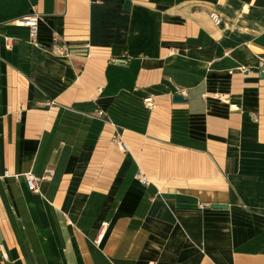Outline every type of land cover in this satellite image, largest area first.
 I'll use <instances>...</instances> for the list:
<instances>
[{
  "label": "crops",
  "instance_id": "0c3cea01",
  "mask_svg": "<svg viewBox=\"0 0 264 264\" xmlns=\"http://www.w3.org/2000/svg\"><path fill=\"white\" fill-rule=\"evenodd\" d=\"M125 1L0 0V264H264V0Z\"/></svg>",
  "mask_w": 264,
  "mask_h": 264
},
{
  "label": "built area",
  "instance_id": "2783aa9c",
  "mask_svg": "<svg viewBox=\"0 0 264 264\" xmlns=\"http://www.w3.org/2000/svg\"><path fill=\"white\" fill-rule=\"evenodd\" d=\"M211 17L213 19V21L216 23V24H219L220 23V16L218 13L216 12H212L211 13ZM16 23L18 25H21V26H25L28 28L29 30V41L30 43L36 45V46H41V42H40V39H39V36H38V27H39V16L38 14L36 13H31V14H28L26 16H23L21 18H18L15 20ZM52 51L55 53V54H59V55H64L67 51V48L62 45V44H59L57 43L56 39H54L53 41V45H52ZM262 67L264 69V61L262 62ZM144 102L145 104L152 108L155 106V102H154V99L152 96H149V97H146L144 99ZM51 104V103H49ZM98 115L101 116V117H104L105 113L103 110H99L98 111ZM113 141L115 143V145L122 151H127V144L124 142V140L122 139L121 135L120 134H117L114 138H113ZM10 173L9 171H6L5 172V176H9ZM19 175H14V177L17 179ZM24 177L26 179V182H27V186H28V189L32 192H35L38 190V182H39V178L33 173V172H27L24 174ZM137 179L143 183V184H148L149 180L147 178V176L145 174H143L142 172H140L137 176ZM104 227H107L108 226V223H104L103 224ZM105 233L104 231L100 233L98 239H97V243L100 244L102 242V239L104 237ZM150 264H154V262H151Z\"/></svg>",
  "mask_w": 264,
  "mask_h": 264
},
{
  "label": "water",
  "instance_id": "95a60500",
  "mask_svg": "<svg viewBox=\"0 0 264 264\" xmlns=\"http://www.w3.org/2000/svg\"><path fill=\"white\" fill-rule=\"evenodd\" d=\"M225 0H220L219 3L220 4H223ZM131 4L130 0H126L125 1V7H129ZM119 63H122L124 62L122 59H119L118 60ZM260 75L261 77L264 78V69L260 71ZM173 101L176 102V103H182V102H187V98H184L181 94L179 93H175L173 95ZM214 208H219V209H223V208H227V205H221V204H216L213 206Z\"/></svg>",
  "mask_w": 264,
  "mask_h": 264
}]
</instances>
